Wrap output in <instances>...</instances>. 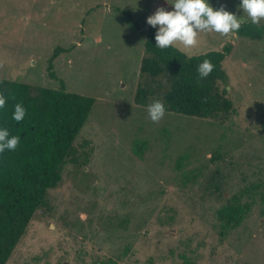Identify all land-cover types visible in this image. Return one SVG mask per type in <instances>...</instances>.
Returning <instances> with one entry per match:
<instances>
[{
    "label": "rangeland",
    "instance_id": "374dc122",
    "mask_svg": "<svg viewBox=\"0 0 264 264\" xmlns=\"http://www.w3.org/2000/svg\"><path fill=\"white\" fill-rule=\"evenodd\" d=\"M173 0H0V79L94 97L68 162L8 264H264V38L201 32L235 113L200 119L136 103L148 16ZM251 23L240 0H209ZM257 25V24H256ZM259 26L264 25L261 19ZM145 87L160 98L164 79ZM151 100V101H152ZM251 210L223 237L218 211Z\"/></svg>",
    "mask_w": 264,
    "mask_h": 264
},
{
    "label": "trees",
    "instance_id": "16d2710c",
    "mask_svg": "<svg viewBox=\"0 0 264 264\" xmlns=\"http://www.w3.org/2000/svg\"><path fill=\"white\" fill-rule=\"evenodd\" d=\"M155 32L153 27L146 32L142 87L136 103L147 107L160 100L167 113L200 119L235 113L233 101L219 86L226 85L223 91L227 93L223 63L231 46L221 52L189 57L173 45L163 50L156 48ZM237 35L263 39L264 25L243 24ZM204 60H209L214 68L207 78L201 79L197 69ZM159 79L170 87L152 100L154 90L145 85ZM0 94L7 99L5 108L0 110V125L20 137L15 151L0 154V264H8L36 213L47 205L49 191L62 182L67 163H81L75 143L97 100L67 92L63 82L61 89H50L0 79ZM17 103L26 109L25 118L19 123L11 118ZM250 210L251 204H242L240 197L234 196L217 214L221 236L240 227Z\"/></svg>",
    "mask_w": 264,
    "mask_h": 264
},
{
    "label": "clouds",
    "instance_id": "9594fccd",
    "mask_svg": "<svg viewBox=\"0 0 264 264\" xmlns=\"http://www.w3.org/2000/svg\"><path fill=\"white\" fill-rule=\"evenodd\" d=\"M171 5L172 10L159 7L146 19V23L156 29L155 47L161 50L177 42L185 48L194 47L201 32H215L226 36L241 28V17L237 18L236 14L227 11L223 6L214 10L209 0H173ZM238 7L252 24L258 25L264 19V0H240ZM213 68L214 65L209 60H204L197 69L199 77L207 78ZM6 103V97L0 94V110L5 108ZM147 112L152 122H159L166 113L164 102L153 101L147 106ZM25 115V107L17 103L12 112V120L19 123ZM19 143V136L11 135L6 126L0 125V154L15 151Z\"/></svg>",
    "mask_w": 264,
    "mask_h": 264
}]
</instances>
